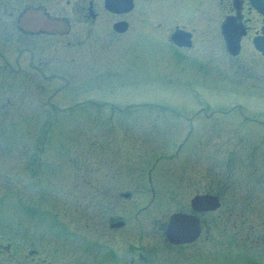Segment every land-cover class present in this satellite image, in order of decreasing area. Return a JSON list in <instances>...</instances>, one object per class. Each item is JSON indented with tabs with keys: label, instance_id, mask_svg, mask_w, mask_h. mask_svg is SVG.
<instances>
[{
	"label": "rangeland",
	"instance_id": "374dc122",
	"mask_svg": "<svg viewBox=\"0 0 264 264\" xmlns=\"http://www.w3.org/2000/svg\"><path fill=\"white\" fill-rule=\"evenodd\" d=\"M103 65L101 99L113 104L62 115L50 116L56 87H23L17 104L6 103L17 87H0V264H264V82L236 86L246 97L238 133H188L196 123L170 110H195L190 95L169 97L179 92L157 74L149 85L144 67L139 98L126 61L108 54ZM86 89L52 100L63 108L100 93ZM216 192L223 203L203 214L202 234L167 243L170 216ZM138 241L157 256L132 258Z\"/></svg>",
	"mask_w": 264,
	"mask_h": 264
},
{
	"label": "flooded vegetation",
	"instance_id": "af4514ba",
	"mask_svg": "<svg viewBox=\"0 0 264 264\" xmlns=\"http://www.w3.org/2000/svg\"><path fill=\"white\" fill-rule=\"evenodd\" d=\"M263 27L264 15L251 0H0V87H17L7 104L22 99L23 87H56L48 96L55 109L50 116L84 104H113L101 99L107 73L100 66L115 53L121 66L126 61L135 73L131 85L139 98L144 67L149 85L155 87L157 74L162 85L166 81L179 92L169 97L189 100L190 95L195 110H170L196 123L188 133L236 134L232 118L244 116L246 98L234 93L236 86L264 82V53L254 44ZM257 57L263 64L253 63ZM143 59L149 67L141 65ZM186 78L195 83L185 88ZM97 86L99 94L71 106L62 108L52 100L66 95L65 88L87 87L88 92ZM215 195L222 205L220 194ZM181 211L198 215L204 228L206 212L191 205ZM119 224L110 220L111 227ZM129 251L132 258L157 256L155 246L142 241L132 243Z\"/></svg>",
	"mask_w": 264,
	"mask_h": 264
},
{
	"label": "water",
	"instance_id": "95a60500",
	"mask_svg": "<svg viewBox=\"0 0 264 264\" xmlns=\"http://www.w3.org/2000/svg\"><path fill=\"white\" fill-rule=\"evenodd\" d=\"M256 8L264 14V0H252ZM256 46L264 52V27L263 35L255 38ZM192 204L199 210L215 209L218 205L217 198L211 195H199L192 200ZM200 233V220L197 216L185 213H174L166 230V236L172 243L193 241Z\"/></svg>",
	"mask_w": 264,
	"mask_h": 264
}]
</instances>
